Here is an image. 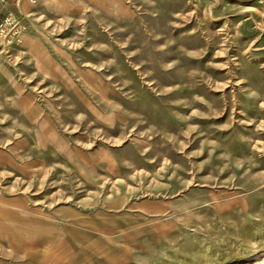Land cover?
Returning a JSON list of instances; mask_svg holds the SVG:
<instances>
[{
  "label": "rangeland",
  "instance_id": "obj_1",
  "mask_svg": "<svg viewBox=\"0 0 264 264\" xmlns=\"http://www.w3.org/2000/svg\"><path fill=\"white\" fill-rule=\"evenodd\" d=\"M23 8L0 190L51 215L27 264H264V0Z\"/></svg>",
  "mask_w": 264,
  "mask_h": 264
},
{
  "label": "crops",
  "instance_id": "obj_2",
  "mask_svg": "<svg viewBox=\"0 0 264 264\" xmlns=\"http://www.w3.org/2000/svg\"><path fill=\"white\" fill-rule=\"evenodd\" d=\"M23 22L26 24L25 19ZM24 203L18 196H6L0 190V264L31 263L36 248L45 250L51 243V215L37 216L36 209Z\"/></svg>",
  "mask_w": 264,
  "mask_h": 264
},
{
  "label": "built area",
  "instance_id": "obj_3",
  "mask_svg": "<svg viewBox=\"0 0 264 264\" xmlns=\"http://www.w3.org/2000/svg\"><path fill=\"white\" fill-rule=\"evenodd\" d=\"M24 0H0V40L7 45L18 42L21 30L26 28L22 14ZM34 3L35 0H29Z\"/></svg>",
  "mask_w": 264,
  "mask_h": 264
}]
</instances>
